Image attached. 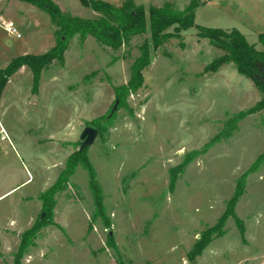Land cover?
I'll use <instances>...</instances> for the list:
<instances>
[{"label":"rangeland","instance_id":"rangeland-1","mask_svg":"<svg viewBox=\"0 0 264 264\" xmlns=\"http://www.w3.org/2000/svg\"><path fill=\"white\" fill-rule=\"evenodd\" d=\"M53 1L71 15H99L80 0ZM105 1L121 5L125 0ZM134 1L184 9L191 0ZM13 5V15L0 18L12 21L21 36L8 32L0 19V68L14 57L42 54L55 45V26L46 10L21 0ZM195 24L237 28L262 49L264 0H200ZM196 25L153 51L144 85L129 95L127 106L120 105L116 88L128 83L149 33L119 49L77 35L65 62L43 69L37 85L28 66L10 77L0 98V264H15L24 233L45 216L42 195L57 182L68 158L84 147L103 189L110 226L93 216L89 174L80 164L68 181L62 178L52 197V223L41 228L29 248L60 251L69 245L95 255L109 250L111 261H122L117 235L121 225L134 224V233H147L143 256L166 255L169 261L184 252L191 264H264V163L246 177L237 218L227 215L224 233H213L204 255L195 261L188 256L226 214L239 179L264 151V107L247 113L263 92L233 63L207 70L224 51L198 37ZM94 120L104 127L94 126ZM87 126L97 134L85 145ZM84 258L77 262L87 263Z\"/></svg>","mask_w":264,"mask_h":264},{"label":"trees","instance_id":"trees-1","mask_svg":"<svg viewBox=\"0 0 264 264\" xmlns=\"http://www.w3.org/2000/svg\"><path fill=\"white\" fill-rule=\"evenodd\" d=\"M29 2L37 7L46 10L52 24L55 26V45L47 52L42 54L27 53L13 58L5 68H0V98L10 77L22 66H28L35 75L37 85L40 72L51 65L54 61L63 64L65 62V52L69 47L70 40L75 36H80L84 41L87 36H93L99 43L113 49H119L128 43L134 36L150 34L149 38L144 39L139 47V55L131 65V76L127 84L116 88V97L120 100V105L128 103V97L143 87L145 82L144 70L153 61V51L163 46L173 37H181L183 30L195 26V13L200 5V0H191L184 9H178L171 3L162 6L136 4L134 0H125L121 5L113 4L105 0H80L84 6L90 7L99 13L92 18L79 17L64 12L58 3L53 0H21ZM197 35L205 38L214 46L221 48L224 53L216 57L206 66L207 70L217 71L227 63H233L238 72L252 79L264 94V81L260 78L261 68L264 67V33L259 35L262 49L257 48L256 43H251L246 35L239 29L233 28L225 30L217 27H207L196 25ZM264 107V97L256 106L249 109L247 113H253ZM115 112L105 116V123L114 117ZM244 114H240L243 117ZM110 116V117H109ZM237 121V120H236ZM94 126L99 129L104 127L101 120H94ZM232 126L235 123H231ZM264 163V151L254 161L249 170L239 179L236 192L231 199L227 212L216 225L208 228L200 240H198L191 250L189 256L194 258L201 254L209 245L213 233L222 235L223 226L227 215L231 214L235 218V206L240 196L245 191L246 177L257 170ZM82 165L89 174V184L94 195L96 212L94 217H100L105 225L110 226V219L107 216L103 203V189L98 182L97 173L88 155L87 147L72 154L66 163L65 169L61 172L57 182L47 190L42 197L45 199V216L39 219L30 229H28L21 240L20 248L15 256V264H21V259L33 243L36 234L45 225L52 223L53 209L55 201L53 195L60 186L62 178L68 181L78 165ZM243 230V228H242ZM111 237V235H109ZM112 239V238H111ZM110 244L116 249L113 240Z\"/></svg>","mask_w":264,"mask_h":264},{"label":"crops","instance_id":"crops-1","mask_svg":"<svg viewBox=\"0 0 264 264\" xmlns=\"http://www.w3.org/2000/svg\"><path fill=\"white\" fill-rule=\"evenodd\" d=\"M1 1L0 16L4 14L13 15V4L18 0H3V3H1ZM0 19L3 21V23H8L6 22V20H4V18ZM23 21L26 24L30 23L28 18H23ZM61 225L63 227H66V225L64 224ZM134 226L136 225L132 224L129 228L126 229L121 225L122 228L119 229L121 234L117 235V244L121 251L122 261H119V259H117V261H111V259L109 258V250L98 251L95 255L94 252L92 253V251H90V253L85 252L84 254L83 252H79L76 249H73L69 245L65 250L60 251H56L55 246H53L52 248H49L48 246L39 248L36 246H32V249L28 248L25 253V264H54L56 262H61L62 264H79V262L77 261L82 256H85L84 260H86L87 263L82 262L80 264H191L189 262V258L185 256L184 252L180 255V258H170L169 261V257H167L166 255H153L151 253H149V255L147 254V256L141 255L140 253L143 249V239L147 236V233H134ZM33 248L37 249L34 250ZM187 249V253L189 254L190 248ZM205 251L206 249L201 254L197 255L196 258L204 255ZM48 255H51L53 258L47 259ZM196 258H194L193 261H195ZM12 262H14V260Z\"/></svg>","mask_w":264,"mask_h":264},{"label":"water","instance_id":"water-1","mask_svg":"<svg viewBox=\"0 0 264 264\" xmlns=\"http://www.w3.org/2000/svg\"><path fill=\"white\" fill-rule=\"evenodd\" d=\"M96 134H97V130L94 127L87 126L82 133V139L85 140V145H88L94 142L96 139Z\"/></svg>","mask_w":264,"mask_h":264},{"label":"built area","instance_id":"built-area-1","mask_svg":"<svg viewBox=\"0 0 264 264\" xmlns=\"http://www.w3.org/2000/svg\"><path fill=\"white\" fill-rule=\"evenodd\" d=\"M4 27L8 32L16 34L18 37L21 36V34L18 33L17 28L15 27L14 23L12 22L4 23Z\"/></svg>","mask_w":264,"mask_h":264}]
</instances>
